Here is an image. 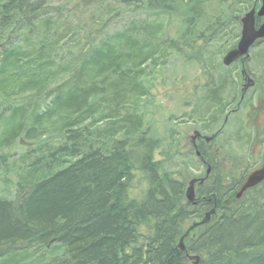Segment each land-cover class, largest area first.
<instances>
[{"label":"trees","instance_id":"obj_1","mask_svg":"<svg viewBox=\"0 0 264 264\" xmlns=\"http://www.w3.org/2000/svg\"><path fill=\"white\" fill-rule=\"evenodd\" d=\"M259 2L0 0V264H264V181L236 198L264 39L221 61ZM181 65L202 80L160 135L149 108ZM181 124L212 143L197 155Z\"/></svg>","mask_w":264,"mask_h":264},{"label":"rangeland","instance_id":"obj_2","mask_svg":"<svg viewBox=\"0 0 264 264\" xmlns=\"http://www.w3.org/2000/svg\"><path fill=\"white\" fill-rule=\"evenodd\" d=\"M198 71L199 69L195 65L184 69L181 65L178 69V75L174 83L170 84L169 80L165 81L164 83H161V81H159L160 83H157V86H159L160 89L159 92L156 93V99H160V107H158L159 109H157L156 112L155 109L149 108L150 114H148L147 117L149 120L153 121L157 130H159L160 135H163L165 131L164 128H166V120L168 119L169 115L172 113L178 115L181 111L186 109V107L181 106L183 99L186 97L185 94H189L195 85L199 86L202 80L201 73ZM244 77L249 78L245 75L242 76V78ZM253 81L254 85L256 84L259 86V94L257 95L256 100L252 102L253 104L248 109V111H246V118L243 120V126H245L247 129V133L251 138H253V133L255 136H257L256 139H251V141L247 143L246 148H248V151L252 153V157L254 156L253 159L259 161L260 155H262V158H264V147H262V145H264V77L262 79L253 78ZM243 82L246 83V80H243ZM254 85L252 87H254ZM252 87L245 88L243 93L246 94V92H248ZM163 94H167L166 96L168 97L165 98ZM152 112H154V114H151ZM234 124L235 123L233 122L231 125L233 128ZM180 126L182 129V134L188 142L191 135L196 136L194 135V131L197 130L196 128L190 127L187 124H181ZM201 220H190L186 225V228ZM195 228L192 229L188 234L195 230ZM183 245L185 247L184 242ZM192 256H190L191 258L189 260V264H195L196 262Z\"/></svg>","mask_w":264,"mask_h":264},{"label":"water","instance_id":"obj_3","mask_svg":"<svg viewBox=\"0 0 264 264\" xmlns=\"http://www.w3.org/2000/svg\"><path fill=\"white\" fill-rule=\"evenodd\" d=\"M259 4H260L259 7L253 6L252 9L242 14V18L240 19L241 30H240V35L238 37L239 39L236 45L232 47L231 50L227 51L221 58V61L225 66H229L233 64V62L238 61V59L240 58L241 60L247 58L249 56V51L251 50V47L254 46V44L258 40L264 39V22L261 23L257 22L259 19H264V0H260ZM241 74L242 76L244 75L248 76L244 68L241 69ZM243 80H246V83L243 84L241 88V93L245 91V88L252 87L254 85V81L251 77L249 78L244 77ZM194 135H199V131L195 130ZM205 139L207 141H210L213 140L214 138L212 136H206ZM194 149L198 154V150L196 146H194ZM196 181L197 178L191 179L188 182L189 184L185 190L187 201L193 205L195 204L194 184ZM244 181L245 182L242 184L240 190L236 195L237 198L240 197L244 191L264 181V167H260L259 169L252 171L250 174H248V176ZM199 183H202V180H200ZM213 213H214V209L207 211L204 215V218L201 221L196 222L195 224L191 225L185 230V233L180 237L178 243V248L180 250L185 249L183 245L185 236H187L188 233L195 228V226L206 224V222H208L211 217L210 215ZM192 258L196 260L195 264H197L199 259L198 255L197 256L194 255L192 256Z\"/></svg>","mask_w":264,"mask_h":264},{"label":"flooded vegetation","instance_id":"obj_4","mask_svg":"<svg viewBox=\"0 0 264 264\" xmlns=\"http://www.w3.org/2000/svg\"><path fill=\"white\" fill-rule=\"evenodd\" d=\"M241 80H242L241 81L242 82L241 83V86H242L244 84L243 78H241ZM238 106H239V104L234 103V106L230 109V111H234V109L237 108ZM206 136H208V135H205V134L201 133L200 131H199V135H196V136H192L191 135L189 137V139H190L189 142L191 144V147H193V149H194V146H196V148H198L199 146H203V144L212 143L213 140L207 141L205 139ZM262 147H264V145H262ZM196 154H197V152H196ZM197 155H199V152H198ZM260 167H264V159H259V162L258 163H256L252 168L248 169L247 174L244 176V178L242 179V182L237 187V190H236L237 193L240 190L242 184L245 182L244 180L246 179V177L248 176V174H250L254 170L259 169ZM210 170H211V168L209 166H207L206 164H202L201 170L199 171L202 176L197 177V181L194 184V194H195L196 186L202 185L204 183V179L207 178V176H209L211 174V171ZM200 180H202V183H199ZM195 197H196V194H195Z\"/></svg>","mask_w":264,"mask_h":264}]
</instances>
